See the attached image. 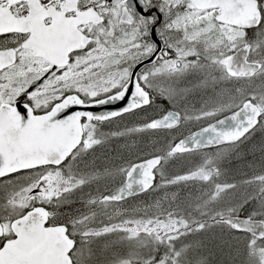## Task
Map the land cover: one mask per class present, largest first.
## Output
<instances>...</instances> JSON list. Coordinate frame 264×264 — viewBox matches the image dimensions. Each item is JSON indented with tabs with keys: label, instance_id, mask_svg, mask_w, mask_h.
<instances>
[{
	"label": "snow or ice",
	"instance_id": "1",
	"mask_svg": "<svg viewBox=\"0 0 264 264\" xmlns=\"http://www.w3.org/2000/svg\"><path fill=\"white\" fill-rule=\"evenodd\" d=\"M0 264H264V0H0Z\"/></svg>",
	"mask_w": 264,
	"mask_h": 264
}]
</instances>
